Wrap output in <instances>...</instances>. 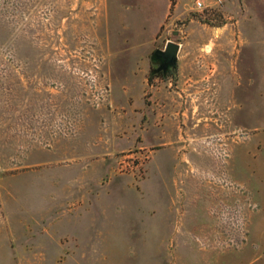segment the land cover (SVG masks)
I'll list each match as a JSON object with an SVG mask.
<instances>
[{
    "label": "rangeland",
    "instance_id": "obj_1",
    "mask_svg": "<svg viewBox=\"0 0 264 264\" xmlns=\"http://www.w3.org/2000/svg\"><path fill=\"white\" fill-rule=\"evenodd\" d=\"M0 264H264V0H0Z\"/></svg>",
    "mask_w": 264,
    "mask_h": 264
},
{
    "label": "flooded vegetation",
    "instance_id": "obj_2",
    "mask_svg": "<svg viewBox=\"0 0 264 264\" xmlns=\"http://www.w3.org/2000/svg\"><path fill=\"white\" fill-rule=\"evenodd\" d=\"M165 48H166V46L164 48H162V50H164ZM179 50H180V48H179ZM178 54H179V51L177 53V59H176L175 62L169 61L168 59H166L161 54H159L158 56L152 57V62L154 64L153 73L155 75L160 74V75H163V76L167 77V75L172 73L177 67ZM231 91H232V99H233V103H232V106H231V111L233 112V116H235V114L237 112V105H238V95H237V89H236V83L235 82H233V86H232ZM250 102H251V100L249 102H248V100L246 101L245 106L247 105V108H248V105H249V108H251ZM249 118H250V116H249ZM232 122H233V127H234V130H233L232 133L234 134L233 138L235 139L236 132H237L236 128L238 126L237 123H236L235 117H234ZM249 123L251 125V122H249Z\"/></svg>",
    "mask_w": 264,
    "mask_h": 264
},
{
    "label": "water",
    "instance_id": "obj_3",
    "mask_svg": "<svg viewBox=\"0 0 264 264\" xmlns=\"http://www.w3.org/2000/svg\"><path fill=\"white\" fill-rule=\"evenodd\" d=\"M180 45L175 41H169L164 50H157L154 52L152 57L158 56L159 54L163 55L166 59L171 62H175L177 59V53L179 51Z\"/></svg>",
    "mask_w": 264,
    "mask_h": 264
},
{
    "label": "built area",
    "instance_id": "obj_4",
    "mask_svg": "<svg viewBox=\"0 0 264 264\" xmlns=\"http://www.w3.org/2000/svg\"><path fill=\"white\" fill-rule=\"evenodd\" d=\"M206 7L203 1H198L197 2V8H203Z\"/></svg>",
    "mask_w": 264,
    "mask_h": 264
}]
</instances>
